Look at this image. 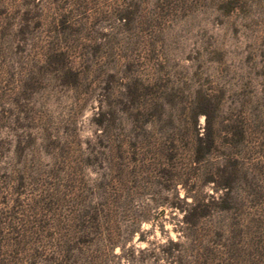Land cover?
I'll return each instance as SVG.
<instances>
[{"label":"rangeland","instance_id":"rangeland-1","mask_svg":"<svg viewBox=\"0 0 264 264\" xmlns=\"http://www.w3.org/2000/svg\"><path fill=\"white\" fill-rule=\"evenodd\" d=\"M0 264H264V0H0Z\"/></svg>","mask_w":264,"mask_h":264}]
</instances>
